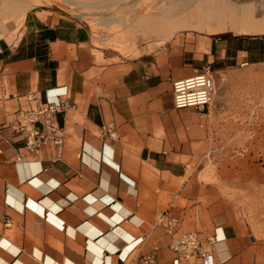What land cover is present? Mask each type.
Returning a JSON list of instances; mask_svg holds the SVG:
<instances>
[{"label":"crops","instance_id":"0c3cea01","mask_svg":"<svg viewBox=\"0 0 264 264\" xmlns=\"http://www.w3.org/2000/svg\"><path fill=\"white\" fill-rule=\"evenodd\" d=\"M28 10L17 14L19 31L0 38V264H150L149 255L173 264L171 235L156 225L164 211L180 219L179 232L224 227L207 264H264V202H235L200 177L227 105L177 109L173 93L208 66L264 64V35H249L264 26L197 30L180 19L173 32L209 35L113 62L75 16ZM60 87L72 103L57 115L63 157L46 147L16 161L25 143L12 129L16 112L35 105L24 96L45 102Z\"/></svg>","mask_w":264,"mask_h":264},{"label":"rangeland","instance_id":"374dc122","mask_svg":"<svg viewBox=\"0 0 264 264\" xmlns=\"http://www.w3.org/2000/svg\"><path fill=\"white\" fill-rule=\"evenodd\" d=\"M35 1L0 0V38L19 31L20 11L38 6L56 8L87 25L93 34V45L113 62L137 57L181 36L209 35L180 29L173 32L174 22L180 19L197 30L206 25L216 30L237 31L264 26L263 9L255 1L251 4L234 0H193L189 4L179 0H50L41 4ZM120 5L123 8L117 7ZM109 10L117 21L108 26L97 18L78 16L83 12L96 14ZM214 78L216 92L210 106L214 109L227 106L224 114L216 116L210 156L200 177L221 186L235 202H264V64L235 66L216 72Z\"/></svg>","mask_w":264,"mask_h":264},{"label":"built area","instance_id":"2783aa9c","mask_svg":"<svg viewBox=\"0 0 264 264\" xmlns=\"http://www.w3.org/2000/svg\"><path fill=\"white\" fill-rule=\"evenodd\" d=\"M214 75L215 72L208 66L191 77L175 81L173 84L175 107L177 109L209 107L216 92ZM56 90L58 92L48 97L45 102L40 101L34 92L24 96L28 102H34L35 105L16 112L12 129L25 141L15 155L16 161L22 162L26 154L37 155L46 147L54 150L52 160H60L63 157L65 132L57 121V115L66 111L72 103L66 97V87ZM110 135L115 138L116 132ZM156 225L163 226L171 235L169 248L174 254L173 264H207L215 256L217 244L227 238L222 225L215 226L213 233L208 237H204L198 231L179 232L180 219L170 211L162 212ZM142 241L143 237L134 239L133 246H138ZM142 261L153 264L156 258L149 255L143 257Z\"/></svg>","mask_w":264,"mask_h":264},{"label":"bare ground","instance_id":"6f19581e","mask_svg":"<svg viewBox=\"0 0 264 264\" xmlns=\"http://www.w3.org/2000/svg\"><path fill=\"white\" fill-rule=\"evenodd\" d=\"M72 1V0H71ZM163 2L165 1V0H162ZM179 1H181V2H187L188 4L191 2V1H193V0H179ZM235 2H237V3H239V4H243V3H248V4H251L252 2H256V5H258V6H260L261 7V9H263V12H264V0H234ZM42 2H50V0H36L35 1V3L36 4H41ZM162 2V3H163ZM75 3V2H74ZM81 3V2H80ZM136 3V2H135ZM124 5L126 4V3H123ZM186 4V3H185ZM123 5V6H124ZM164 5V4H163ZM79 6V5H78ZM118 8L119 7H121V8H123L122 7V5H120V6H117ZM181 7V6H180ZM179 7V8H180ZM186 7V5H184L183 4V6L181 7L182 9H184ZM116 8V7H115ZM114 8V9H115ZM124 8H126V7H124ZM127 9V8H126ZM259 9V8H258ZM131 10H132V8H131ZM135 11H136V9H134ZM178 10V9H177ZM260 10V9H259ZM93 11V10H92ZM179 11H181V10H179ZM94 12V11H93ZM262 12V13H263ZM75 13H76V11H75ZM113 12H112V10H109V11H101V12H97L96 14H93V13H87V12H83V13H79L78 14V16L80 17V18H83V19H87V18H97V19H99V20H101V22L102 23H104V24H106L107 26L108 25H110V24H112L113 22H115V21H117V18L116 17H113V14H112ZM119 14V13H118Z\"/></svg>","mask_w":264,"mask_h":264}]
</instances>
